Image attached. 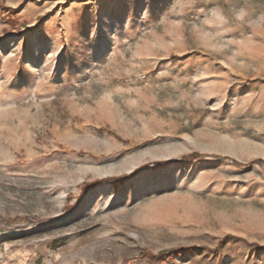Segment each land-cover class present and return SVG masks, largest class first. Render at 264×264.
Segmentation results:
<instances>
[{
  "label": "rangeland",
  "instance_id": "1",
  "mask_svg": "<svg viewBox=\"0 0 264 264\" xmlns=\"http://www.w3.org/2000/svg\"><path fill=\"white\" fill-rule=\"evenodd\" d=\"M0 264H264V0H0Z\"/></svg>",
  "mask_w": 264,
  "mask_h": 264
},
{
  "label": "trees",
  "instance_id": "2",
  "mask_svg": "<svg viewBox=\"0 0 264 264\" xmlns=\"http://www.w3.org/2000/svg\"><path fill=\"white\" fill-rule=\"evenodd\" d=\"M204 157H206V156L192 153V154H190L188 156H184V157H182L180 159L183 161V160H193V159L204 158ZM157 164H158V162H157ZM130 176H131V174L120 176V177H115V178H108V181H111V182L122 181L125 178H128ZM88 186H89L88 184H84L83 188L85 189ZM141 253L142 254H147L149 259H150V261H156L157 259L159 261H162V260H164L167 257L168 258H172L174 253L178 254L180 252L178 250H172V251H162V252H159L157 254L147 253L146 251H142Z\"/></svg>",
  "mask_w": 264,
  "mask_h": 264
},
{
  "label": "clouds",
  "instance_id": "3",
  "mask_svg": "<svg viewBox=\"0 0 264 264\" xmlns=\"http://www.w3.org/2000/svg\"><path fill=\"white\" fill-rule=\"evenodd\" d=\"M247 14H248L247 13V9H245L243 7H238L236 9V16H235V18L237 20H243Z\"/></svg>",
  "mask_w": 264,
  "mask_h": 264
}]
</instances>
